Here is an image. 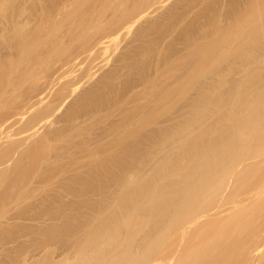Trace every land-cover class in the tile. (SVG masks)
Here are the masks:
<instances>
[{"label":"bare ground","instance_id":"obj_1","mask_svg":"<svg viewBox=\"0 0 264 264\" xmlns=\"http://www.w3.org/2000/svg\"><path fill=\"white\" fill-rule=\"evenodd\" d=\"M262 79L264 0H0V264H264Z\"/></svg>","mask_w":264,"mask_h":264},{"label":"rangeland","instance_id":"obj_2","mask_svg":"<svg viewBox=\"0 0 264 264\" xmlns=\"http://www.w3.org/2000/svg\"><path fill=\"white\" fill-rule=\"evenodd\" d=\"M72 7V6H71ZM122 33V34H121ZM120 34L121 35H119L118 36V39L116 38L115 40V43L113 44V45H115V47H118L117 49H118V51H120V48L122 47V45H123V47H124V45L125 44H127L128 43V40L130 39L129 38V34H131V31L130 32H121ZM129 38V39H128ZM127 40V41H126ZM126 42V43H125ZM117 43H119V46H117ZM111 45H112V43H111ZM121 45V46H120ZM126 46V45H125ZM62 47V46H61ZM114 47V46H113ZM113 47H111V48H108V50H107V52L106 53H101V52H104V50H101V51H99V53L96 55L97 57H95L94 59H93V63L91 64V66L93 65L94 66V68H92V69H94L93 71H94V74L92 75V77L88 80V79H86V80H82L81 82H80V89H88L89 88V85L91 86V85H93V81H94V79L96 80V78L100 75L101 76V74L102 73H104V72H106V70H107V68L109 67V68H112L113 67V65H115L116 63H115V60L114 59H116V55H117V50L114 52L115 53V55H114V53H113V50H112V48ZM59 49H60V47H59ZM61 49H63V47L61 48ZM109 50H112L111 52H112V54H111V52L109 51ZM121 50H122V48H121ZM57 51V52H56ZM56 51H52L51 52V54H49V56L48 55H44L45 57L43 58V59H45V60H47V61H45V60H41L40 61V63H41V66H40V68L41 69H44L45 67H47V62L49 63L50 61H52L53 59H54V61L55 60H57V58L59 59L60 58V55L59 54H57L58 53V50H56ZM59 51H61V50H59ZM106 51V50H105ZM49 52V51H48ZM52 54H54V55H52ZM55 55H59V56H55ZM52 56V57H51ZM56 57V58H55ZM114 57V58H113ZM48 58V59H47ZM34 60V59H33ZM80 60V59H79ZM31 61V60H30ZM114 61V62H113ZM33 63H34V61H32ZM32 62H31V66H33L32 65ZM44 63V64H43ZM46 64V65H45ZM52 64V63H51ZM50 63H49V65H51ZM75 64H77V63H74V65H72L71 66V68L69 67V69L68 70H65V71H62V77H61V79H60V77L58 78V79H60L61 81H57L58 82V85H59V83H63V82H66V80H68V79H72V78H75V77H77L78 75H80L81 73V71H83V70H85L88 66L86 65L87 64V62L86 61H84V62H82L81 60H80V62L78 61V64L77 65H75ZM112 64V66H109V65H111ZM30 65V64H29ZM85 65H86V67H85ZM23 67V66H22ZM21 67V68H22ZM100 67V68H99ZM33 68V67H32ZM38 66H36V71H39V69H40ZM99 68V69H98ZM91 69V70H92ZM96 69V70H95ZM34 71H35V68L33 69ZM99 70V71H98ZM109 70V69H108ZM34 71H32V72H34ZM93 71H90L91 73L93 72ZM98 71V72H97ZM64 73H65V75H64ZM61 76V75H60ZM262 80H264V79H262ZM84 81H85V83H84ZM93 82V83H92ZM82 83H84L83 85H82ZM82 86V87H81ZM84 89V90H85ZM84 90H82V91H84ZM79 94L81 93V90L78 92Z\"/></svg>","mask_w":264,"mask_h":264}]
</instances>
